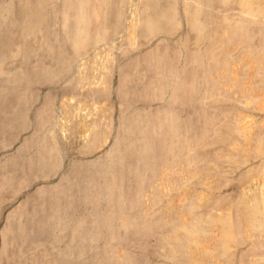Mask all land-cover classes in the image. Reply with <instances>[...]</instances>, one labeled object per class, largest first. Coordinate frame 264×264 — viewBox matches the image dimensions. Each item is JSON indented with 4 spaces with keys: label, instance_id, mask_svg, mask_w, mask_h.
Segmentation results:
<instances>
[{
    "label": "rangeland",
    "instance_id": "374dc122",
    "mask_svg": "<svg viewBox=\"0 0 264 264\" xmlns=\"http://www.w3.org/2000/svg\"><path fill=\"white\" fill-rule=\"evenodd\" d=\"M62 1L45 0L42 2V6L45 3V8L42 7L41 11L28 18L30 21L25 22H29L28 25H23L24 33L23 35L20 34V37L19 32L17 33L16 29V32L14 31V27L8 28L6 24V20L15 15L13 11L14 0H0V29L5 30L7 37V43L4 45L5 50L0 52V93L4 94L2 96H5L3 92L5 90L7 91H5L6 95L9 94V96L13 92L16 93L14 95L11 94L12 97L14 96L12 100L17 99L15 104L13 103L14 105L12 104L10 107L15 106L16 108H14L17 109V112L19 110L20 112L22 111L23 119H25L23 120L25 124L22 123V119V125L21 123L20 125L16 124L13 136H3L0 133V136H2L0 137V264H106V262L107 264H115V262L116 264H134L136 259L141 264V257L146 259L147 264H174L172 260L161 258V256L158 258V256L150 253L153 250L154 253L158 251L156 249L161 241V232L158 230L161 227H157L158 224L156 225V223L160 222L162 227L171 226L174 220L171 217L174 207L179 205L182 211L190 207L186 212L196 209V207L191 208L197 201L194 198H198L203 194L207 195V200L210 198V202L203 206L202 209L199 207L200 210L197 213L200 211L199 213H202L200 215L203 219L205 218L204 220L210 218L208 212L211 215L229 219L228 221L232 228H229L231 226L228 225L229 222L227 220L225 221L227 224L222 227L225 231L227 229V232H232V234H230L231 232L228 234L231 235L230 238L234 239V241L232 243L233 248L231 247L230 252L225 253L227 256H223L224 254L222 255L221 250L220 254L219 242L221 238L223 239L224 236L227 238L229 235L227 233V235H223L225 231L223 232L222 227H220L223 224L216 225L218 227L217 237L214 236L211 241L206 236L205 239L207 245L211 244V246H214L212 252L217 255L216 260L218 259L219 261L214 262V259L208 257V254L200 255L202 261L205 259V264H226L227 259L229 257L232 258L234 254L236 264H244L243 261L246 258L257 251L256 249H260L258 245L263 237L255 233L252 234L248 228L246 229L244 223L248 221V217L246 219L245 216H248L249 207L246 206V208L244 206V200L243 198L241 199V196L255 192L260 193L258 183L260 179L263 181L264 177V168L262 167L264 165V152L260 153L261 150L257 147V144L264 136L262 134L264 130V52L262 51L264 49V33H262L264 21H259V23L256 20L254 21V19L252 21L246 15H242L240 12L241 6H243L242 0H239L240 2H237V0H224L223 6H217L213 10L209 8L210 2H207L209 3V5H206L208 11L211 10L213 13L205 14L207 26L205 24L204 28L206 27V30L214 29L216 34L212 31L214 36H210L209 33L211 31H206L207 36L199 45L200 47L196 48L194 46V48H191L188 42L191 38L190 33H188L190 26L187 25L188 19L185 16L187 7L183 0H176L177 2L174 0L176 3L172 0V3L176 4V8L172 3L170 5L167 2H164L165 6L163 5V7H174L172 8L173 10L171 8L170 10H178L180 27L172 30V33L170 30L168 32L166 30L159 31L152 37L146 38L148 40L138 38L142 40L138 41L136 39L137 44L134 42L135 47H132L134 45L130 41L135 36V33L132 32L135 28L132 22L136 21V16L133 17L137 11H135V7H141L143 4L140 0H119L117 2V4L119 3L118 7H122L117 10L119 11L118 13L114 11L115 15L112 13L113 17L111 16L112 23L116 24L118 20L117 28L115 25L110 28L113 31L116 29V31L105 38L103 37V41H101L102 39L98 40L93 43L96 45L93 46L91 44L86 49L82 48V44L84 47L86 44L84 45L80 41L81 45L79 44L78 46H81L82 49L80 48L81 50L78 51L80 53L76 52L75 54L76 46L73 49L71 43L66 40V33H63L65 32V22L63 20L66 16H64V12L59 10V8L61 9L62 4L60 3ZM88 1L91 3H88ZM100 2L101 0H87L88 24L85 29H89V26H91V30L95 28L96 31L98 30L97 32H100L97 28L100 27L102 29L105 27L102 26L101 20L103 15L106 14H104L103 5ZM261 2L264 8V0ZM137 3H140L139 5L141 6ZM180 6L183 7L180 8ZM230 6L233 8L230 11L231 19L222 21L221 9ZM246 6L248 7V5L243 7ZM100 8L102 11H100ZM122 8L124 9V14ZM118 14L119 16L121 15L120 18ZM115 16L116 22L113 19ZM104 18L106 17L104 16ZM33 20L34 22H32ZM186 20L187 22H185ZM187 26L189 27L187 28ZM76 32L78 33L77 30ZM77 33L76 35H78ZM238 40H240V43ZM78 41L79 39L75 41L76 45ZM227 43H232L233 45H231L234 47L232 48ZM54 45L55 48L53 47ZM79 54L82 55L80 56ZM245 54L248 57L247 60ZM207 56L212 58V62L214 61L213 63L211 62L214 64L212 65V67L214 66L212 71L209 70L211 68V65H208L210 58L207 59ZM52 57H55V61L57 59L56 63L54 59H48ZM253 57H257L258 61H255L256 58ZM235 58H237V62L234 61ZM93 59H96L95 65L98 64L96 66L98 69L94 67ZM49 60L54 61L55 69L52 67L53 61L50 63ZM21 61H24L22 63L25 64L23 65L25 68L21 67ZM46 61L47 64H45ZM108 62L109 65L107 66ZM246 62H249L247 68L245 67L247 65ZM101 63L103 65L99 66ZM50 65L54 71L49 70L51 68L49 67ZM36 67L38 69L35 72ZM45 68L46 73L44 72ZM100 68H102L101 72ZM198 68L201 70L200 79L201 84H203L201 87L203 90H200L201 97L193 95L191 98L189 94L185 98H182L181 95L174 97L171 89L176 87V83L178 84L177 86H180V81L185 83L187 80L184 77L186 76V79H188L189 75L187 73H189L188 71L191 73V70L192 76L190 75L188 79L190 81H187L184 85L188 86V90L193 92L196 86ZM208 70L211 73H208ZM231 70L233 71L232 73H230ZM20 71L22 74H20ZM23 71L25 76H23ZM30 71L34 72L35 75L33 73V76L31 74L28 75ZM38 71L39 73H37ZM206 71L208 79L210 81L212 79L211 82L207 81ZM235 74L236 78H234ZM209 75H212V77L210 78ZM18 77L21 79L18 80ZM98 78L101 79L99 80ZM233 78L235 79V84ZM103 79L105 84L100 82H103ZM88 81L90 82L89 86L87 84ZM252 81L253 83H251ZM96 82L98 85L100 84V88H98L102 90L101 92L99 91L100 94L98 90L95 91L98 92L95 94L96 96L100 95L97 97L91 95L92 89H97L98 85ZM20 84H24V90L21 88L23 85L19 87ZM101 85H103L102 89ZM204 85L205 88H203ZM247 85L248 89L246 88ZM91 86L92 89L90 88ZM243 86L245 87L243 88ZM228 88L229 90L231 88V90L226 93V91H229ZM150 89H153L152 92ZM217 89L218 91H216ZM147 90H150V94ZM247 90L250 93H247ZM103 91H105V95L102 93ZM242 91L244 92L242 93ZM21 92L23 93L21 94ZM206 92H210V96L213 98L216 93L217 97L214 98V101L213 98H210L209 101V99L207 100L209 93ZM221 93L223 94L221 95ZM230 94L231 96L234 95L235 98L233 99ZM240 94L242 95L240 96ZM101 95L103 96L101 97ZM252 95L259 96V99L253 100L250 107H248L250 104L248 102L251 101L249 98ZM2 96L0 95V97ZM7 97H4L5 101ZM174 98L177 100H175V104L179 106L176 107V110H171L172 113H169L175 115L176 119L177 114H180L178 115L179 120L187 126L185 127L184 136L182 135L184 138L181 137L184 141L181 140L179 144L183 146L182 151L186 149V153L182 152L180 154L179 151L181 149L178 148V150H174L175 154L173 150L169 151L173 153L171 156L170 153L162 151L163 147H159L160 150H158L157 146V149L154 147L156 142L151 134L154 131V125L158 121L162 122L161 116L166 112L165 107L170 106ZM200 98L202 101H199ZM226 98L228 99L226 100ZM1 100L4 99L1 98ZM200 102L204 103V105ZM245 103L248 105L246 106ZM45 104L47 105L45 106ZM190 107H192V111ZM10 109L8 108V110ZM178 110L182 111V113H179L180 111ZM17 112L15 111L14 115V112L12 114L10 112V114L15 116ZM10 114L8 113V115ZM96 115L97 117H95ZM46 116L48 117L46 118ZM230 116H232L231 119ZM208 117L210 119L213 118V121H210ZM239 117H242L243 122L241 121L240 124L246 130L243 135L245 137L236 134L232 129L233 124L237 122L236 120ZM99 118L100 120H98ZM229 120L234 122L232 123ZM245 120L248 122H245ZM2 121L0 125L3 124ZM95 121L98 122L94 127L93 123ZM52 122L53 125H51ZM193 123L195 127L196 125L199 126L198 132L191 127ZM53 126L57 130L51 129ZM88 126L90 129L87 128ZM209 126H211V129L212 127L213 129L219 127L213 132L215 136L211 133V138L209 132L213 130L211 131ZM104 130H106V133H104ZM133 130L137 133H134ZM250 130L252 131L249 132ZM98 131L100 132V137L101 134L104 136L103 140L102 137L101 139H96L99 136L96 135ZM218 131L219 133H217ZM89 132L90 135L93 132L91 142ZM234 133L238 137L240 136V139L236 138L237 136L234 137ZM86 135L89 139L86 138ZM192 135L195 136L193 144ZM212 135L214 136L213 138ZM220 135H223L221 139L223 143L222 141L219 142ZM197 136H202V140L206 137L207 139L210 138L211 140H209H213L215 143L212 141V144L211 142L208 145L204 142L200 144L201 137L198 139ZM216 137L219 139H216ZM231 137L237 141L235 146H238L235 149L232 146H228L227 139H231ZM196 139L198 140L196 141ZM250 139H255L254 144ZM88 141L90 142L89 144ZM195 142L196 145L194 144ZM197 145L198 147H196ZM199 145L202 146L199 148ZM189 147H191L190 150ZM198 149H200V153ZM239 152L241 153L239 154ZM231 154L235 157L234 161L230 157ZM173 157L174 159H172ZM163 164L165 165L162 166ZM11 165L15 169H12ZM9 166H11V169ZM167 166L172 168L169 169ZM259 167L263 168L262 173L256 174V177L255 174L252 176L253 173L258 171ZM256 178L257 181L255 180ZM171 183L172 185H170ZM175 184H177V188L178 185L181 186L182 184V189L179 187L178 191ZM172 187L173 189L171 190ZM175 189L177 192L174 191V194L173 190ZM189 196L191 197L189 198ZM192 198L194 202H192ZM233 198L235 199L234 201H232ZM182 200L185 201L182 202L181 207L180 201ZM172 202H175V204H172ZM189 203L190 205H188ZM233 206L236 207L235 211L238 212V216L233 213L234 209L232 212ZM139 208H141L140 212H138ZM170 209L172 210L170 211ZM207 214L208 216L205 217ZM169 215H171V223L168 222L170 219ZM239 216H241L243 223L238 218ZM157 219L158 222H156ZM95 225H97L98 230ZM119 226L121 227L119 228ZM122 227L123 229L119 231ZM43 228H47V230L43 231ZM86 229L88 231L87 239H89L86 240V245L81 239L72 240V242V238H69L71 235L82 234V231ZM247 230L248 232H246ZM2 231L4 236H1ZM70 231H72V234L67 233ZM5 232L10 237L8 240H5L7 237ZM154 232L157 234H153ZM2 237H4L7 244L4 245ZM214 240H217L215 244ZM126 242L128 245H126ZM124 243L125 246H123ZM151 247L153 250H150L152 249ZM71 248L80 249L79 252L81 254L78 253L80 256L73 257L74 259L69 263L62 261V257H68L67 254L73 250ZM3 249L5 250L3 251ZM83 249L87 253L84 252V254ZM211 254L214 255L213 253ZM143 264H145V261ZM257 264H264V262Z\"/></svg>",
    "mask_w": 264,
    "mask_h": 264
},
{
    "label": "bare ground",
    "instance_id": "6f19581e",
    "mask_svg": "<svg viewBox=\"0 0 264 264\" xmlns=\"http://www.w3.org/2000/svg\"><path fill=\"white\" fill-rule=\"evenodd\" d=\"M41 3H40V2ZM45 1V0H44ZM44 1H41V0H14V3H13V11H14V16L13 17H10L9 18V20H6L7 22H6V24H7V26H8V28H13L14 27V31L16 32V30H17V33L19 32V35L20 34H22L23 35V33H24V28H23V25H25V24H27L28 25V23H25V22H27V21H30V19L28 20V18L29 17H31L32 15H34L35 13H37V12H39V11H41L43 8L42 7H44L45 8V3H44V5L42 6V2H44ZM58 1V0H57ZM91 1H93V0H91ZM104 0H101V2H102V5H103V10L105 11L104 12V14H106V15H103V17L105 16L106 18H104L103 19V17H102V26L104 27V28H102V29H100V27H98L97 29H99L100 30V32H97L96 30H95V28H93V30H91L90 28H91V26H89V29H90V31H89V29L87 28V29H85V27L87 26V24H88V21H87V14H88V4H87V0H63L62 1V3H60V4H62V6H61V9L59 8V10L60 11H62V12H64V16H66L65 17V19L63 20L65 23V32H63L64 34H65V37H66V40L68 41V42H70L71 43V45H72V47H73V49L75 48V46H76V50H75V54H76V52L77 53H80V52H78L79 50H81L82 48H87L89 45H91V44H93V43H95V42H97L98 40L100 41L101 39V41H103L104 40V38L105 37H107V35H111L112 34V32H115L116 31V29H115V31H113V29L111 30L110 28L112 27V25L114 26L115 25V27L117 28V23H118V20H117V23L116 24H114V23H112L113 21L111 20V18L113 17V15H115L114 13L115 12H119V11H117V10H120V8L122 7H118L119 6V3L117 4V2H119V0L117 1V0H106V1H104ZM140 1H142L141 3L143 4V6H141V5H139L138 3V5L139 6H141V7H135V11L137 12H135L134 10H133V12H135L134 14H136V15H134L133 17H135V20L136 21H134V22H132V23H134V25H133V27L135 26V28L133 29L134 31H132V26H131V31L132 32H134L135 33V36L133 37V40L132 41H130L129 39V41L130 42H132V44L134 45V46H132V47H135V44H137V41H136V39L138 40V41H140V40H142L143 38V40H145L146 38H150V37H152V35H154V34H156L157 32H159V31H161L162 32V30H166L167 32H168V30H170L171 31V33H172V30H176V29H178L180 26H179V24H180V20H179V13H178V10H174V11H172L173 9L172 8H174V7H170L172 10H170V8L169 7H163V5L165 6V3L164 2H167L168 4H170L171 5V3L174 1H172V0H140ZM176 1V0H175ZM174 1V2H175ZM178 1V0H177ZM176 1V2H177ZM224 0H183V3L186 5V7H187V11H186V13H185V11H184V13H185V16L187 17V19H188V23H187V25H189L190 26V29H188V33H190L189 35L191 36V38L189 39V44L191 45V48H194V46H196V48L203 42V40H204V38L207 36V33H206V31H211V33H209L210 34V36L211 35H213L214 36V34H213V32L212 31H214V33L216 34V30H214V29H208V30H206L205 28H204V26H205V24H206V26H207V20H206V18H205V14H207L208 13V15H209V13H213V11L211 12V10H209L208 11V8L206 7V5H209V3H207V2H210V9L212 8V10L213 9H216L215 7H217V6H223L224 5V2H223ZM226 1H228V0H226ZM226 1H225V3H226ZM232 1H234V0H232ZM239 0H237V2H238ZM241 1V0H240ZM239 1V2H240ZM262 0H242V4H243V6H245V5H248V7L246 6V7H243V6H241L242 7V9H241V14L242 15H246V17L248 16V17H250V19H252V21H253V19H254V21L256 20V21H264V8H263V5H262V2H261ZM10 2V1H9ZM86 2V3H85ZM90 1H88V3H89ZM100 2V3H101ZM115 2H116V4H115ZM175 2V3H176ZM180 2V1H179ZM222 2H223V4H222ZM230 2V1H229ZM228 2V3H229ZM91 3V2H90ZM182 3V4H183ZM240 3V4H241ZM121 4V3H120ZM184 4H183V6H184ZM215 4V5H214ZM227 4V3H226ZM10 5H12V4H10ZM101 5V4H100ZM138 5H136V6H138ZM172 5H174L173 3H172ZM213 5V6H212ZM166 6H167V4H166ZM175 6V8H176V4L174 5ZM183 6H180V8L181 7H183ZM100 7H102V6H100ZM134 8V7H133ZM179 8V9H180ZM101 9V8H100ZM102 9L100 10V11H102ZM123 9V8H122ZM121 9V10H122ZM178 9V8H177ZM186 9V8H185ZM207 9V10H206ZM231 9H233L231 6L230 7H225V8H222L221 10H222V13H221V15H222V18L221 17H219V18H221V20L223 21H228V20H230L231 19V13H230V11H231ZM91 10V9H90ZM181 10V9H180ZM205 10V11H204ZM56 11H57V9H56ZM115 11V12H114ZM176 11V12H175ZM208 11V12H207ZM215 11V10H214ZM175 12V13H174ZM101 13V12H100ZM112 13H113V15H112ZM123 14H124V9H123ZM122 14V15H123ZM215 14V13H214ZM240 14V15H241ZM109 15H110V17H109ZM217 15V14H216ZM220 15V16H221ZM112 16V17H111ZM121 16V15H120ZM120 16H119V14H118V17L120 18ZM117 17V18H118ZM186 17H184V18H186ZM116 18V16L113 18V19H115ZM259 19H262V20H259ZM120 20V19H119ZM134 20V19H133ZM32 22H34V20L32 21ZM115 22H116V19H115ZM185 22H187V20L185 21ZM220 22V21H219ZM96 23V22H95ZM260 23V22H259ZM264 23V22H263ZM186 24V23H185ZM26 25V26H27ZM96 25V24H95ZM132 25V24H131ZM189 26H187V28L189 27ZM97 27V26H96ZM115 27H113V28H115ZM245 28V27H244ZM16 29V30H15ZM111 31H110V30ZM12 30V29H11ZM76 30L78 31V33L76 32ZM96 32H95V31ZM88 31H89V33H88ZM93 31V32H92ZM109 31V32H108ZM118 31V30H117ZM22 32V33H21ZM165 32V31H164ZM166 32V33H167ZM26 33V32H25ZM76 33L78 34V35H76ZM96 33H97V35H96ZM98 33H99V35H98ZM187 33V34H188ZM262 33H264V30L262 31ZM129 34H133V33H129ZM131 37H132V35H130ZM129 36V37H130ZM20 37H21V35H20ZM104 37V38H103ZM111 37V36H110ZM15 38V37H14ZM128 38V37H127ZM138 38H142V39H138ZM233 38H234V36H233ZM79 39V41L77 42V45H76V40H78ZM132 39V38H131ZM146 40H148V39H146ZM15 41V40H14ZM80 41H82L81 43H84V45H85V47L83 46V44H82V48H81V46L79 47L78 45L80 44ZM262 41V40H261ZM18 42V41H17ZM128 42V41H127ZM130 42H128L129 44H130ZM134 42H135V44H134ZM142 42V41H141ZM234 43H235V41H233ZM232 42V43H233ZM238 42L240 43V40H238ZM6 43H7V37H6V34H5V30L4 29H0V52H2V50H5V48H4V45H6ZM9 43V42H8ZM15 43H16V41H15ZM75 45H74V44ZM231 43V44H232ZM237 43V42H236ZM260 43V42H259ZM264 43V42H263ZM187 44V43H186ZM231 44H228L227 43V45H230V46H232ZM262 44V43H261ZM18 45V44H17ZM81 45V44H80ZM94 45H96V44H93V46ZM174 46V45H173ZM176 46V45H175ZM229 46V47H230ZM13 47H14V45H13ZM54 48H55V45L53 46ZM79 47V48H78ZM90 47V46H89ZM172 47V46H171ZM190 47V46H189ZM200 47V46H199ZM213 47V46H212ZM211 47V48H212ZM234 46H232V48H233ZM16 48V47H15ZM81 48V49H80ZM23 49V48H22ZM213 49H215V48H213ZM13 51H15L14 49H12ZM172 50V49H171ZM211 51V50H210ZM252 51V50H251ZM255 51V50H254ZM258 51H259V49H258ZM263 52H264V49L262 50ZM22 52V51H21ZM100 52V51H99ZM105 52V51H104ZM180 52V51H179ZM212 52V51H211ZM81 53H83V52H81ZM155 53V52H154ZM254 53V52H253ZM204 54V53H203ZM206 54V53H205ZM249 54V53H248ZM20 55V54H19ZM80 55V54H79ZM82 55V54H81ZM80 55V56H81ZM156 55V54H155ZM208 55H210V54H208ZM251 55V54H250ZM256 55V54H255ZM259 55V54H258ZM261 55H263V54H261ZM54 56V55H53ZM56 57V56H55ZM55 57L53 58H48V59H54V61H55ZM75 57H77V55H75ZM79 57V56H78ZM243 57V56H242ZM245 57H246V54H245ZM258 57V56H257ZM257 57H253V58H256L255 59V61L257 60L258 61V59H257ZM261 57V56H260ZM96 58V57H95ZM207 59H209L208 58V56L206 57ZM250 58V57H249ZM28 59V58H27ZM236 59L237 58H235V60L234 61H236ZM243 59H244V57H243ZM248 59V57H246V60ZM260 59V58H259ZM262 59V58H261ZM94 60V59H93ZM96 60V59H95ZM95 60H94V65L96 64L95 63ZM144 60V59H143ZM252 60V59H251ZM53 61V60H52ZM51 60H49V62L51 63L52 62ZM54 61L52 62L53 63V66L52 67H54V69H55V67H56V65H55V63L57 62V59H56V61H55V63H54ZM145 61V60H144ZM143 61V62H144ZM183 61V60H182ZM198 61V60H197ZM201 61H202V59H201ZM240 61V60H239ZM239 61H238V64H239ZM253 61V60H252ZM12 62V61H11ZM24 63V61H21V67H23V65H25V64H23ZM48 62V63H49ZM98 62V61H97ZM195 62V61H194ZM212 62V58H210V61H209V64L208 65H211L210 67L208 66V68H210L209 70H211L212 71V68L214 67H212V65H214V64H212L211 63ZM237 62V61H236ZM241 62V61H240ZM244 62H245V59H244ZM263 62H264V60H263ZM7 63V62H6ZM99 63V62H98ZM107 63V62H106ZM177 63V62H176ZM211 63V64H210ZM235 63V62H234ZM242 63V62H241ZM248 63L249 62H246V68L248 67ZM45 64H47V61H46V63ZM140 64V63H139ZM173 64V63H172ZM229 64V63H228ZM244 64V63H243ZM263 64V63H262ZM98 65V64H97ZM97 65H95L94 67H96ZM102 66L103 64L101 63V64H99V66ZM109 65V62H108V64H107V66ZM177 65V64H176ZM205 65V64H204ZM206 65H207V62H206ZM252 65V64H251ZM264 65V64H263ZM5 66H7V65H5ZM5 66H4V69H5ZM41 66V65H40ZM104 66H106L105 64H104ZM141 66V65H140ZM229 66H230V64H229ZM236 66V65H235ZM234 66V67H235ZM238 66V65H237ZM43 68H44V66H42ZM49 67H51V65L49 66ZM52 67L51 68H49V70H53L52 69ZM92 67V66H91ZM261 67V66H260ZM23 68H25V67H23ZM27 68H28V66H27ZM47 68V67H46ZM46 68L44 69V72H45V70H46ZM97 68V67H96ZM103 68V67H102ZM102 68H100V72H101V70H102ZM105 68V67H104ZM200 68V67H199ZM199 68L197 69V77H196V86L194 87V89H193V92H191V90L189 91L188 90V86L186 87L184 84L185 83H187V81H190V80H188L189 79V76L191 75V73H192V70H191V73H190V71H188L189 73H187L189 76L187 77L188 79H186V76L184 77V79L185 80H187V81H185V83H184V81H180V86H177L178 84L176 83V87H174V88H172L171 90H172V92H173V96L175 97L176 95H181L182 96V98H185L186 96L188 97V94L189 95H191V98L193 97V95H197V96H200L201 97V93H200V90L202 89L201 87L203 86V84H201V79H200V77H201V70H199ZM201 68H202V65H201ZM204 68V67H203ZM253 68V67H252ZM259 68V67H258ZM29 69V68H28ZM36 69H38L37 67L35 68V72H36ZM98 69V68H97ZM221 69V68H220ZM222 69H224V68H222ZM9 70V69H8ZM94 70V69H93ZM208 70V73H211V71H209ZM214 70H215V68H214ZM217 70H218V67H217ZM26 71V70H25ZM33 71V70H32ZM41 71V70H40ZM54 71V70H53ZM175 71V70H174ZM205 71V70H204ZM230 71V70H229ZM236 71V70H235ZM249 71V70H248ZM5 72H7V71H5ZM31 72V71H30ZM28 73V75L29 74H31V76H33L32 75V73L34 74V72H31V73ZM91 72V71H90ZM173 72V71H172ZM233 71L231 70V72L230 73H232ZM252 72V71H251ZM23 73H24V71H23ZM37 73H39V71L37 72ZM46 73V72H45ZM95 73H97V72H95ZM171 73V72H170ZM236 73H237V71H236ZM20 74H22V72L20 71ZM19 74V75H20ZM40 74H42V73H40ZM186 74V75H187ZM18 75V76H19ZM26 75H27V71H26ZM35 75V74H34ZM100 75H102V74H100ZM171 75V74H170ZM169 75V76H170ZM206 75H207V81H210V79H208V74H207V71H206ZM214 75V74H213ZM22 76V75H21ZM20 76V77H21ZM23 76H25V73H24V75ZM30 76V77H31ZM94 76L95 77H97L95 74H94ZM93 76V77H94ZM192 76V75H191ZM210 76V75H209ZM217 76H218V73H217ZM231 76H233V75H231ZM235 77L234 78H236L237 76H236V74L234 75ZM250 76V75H249ZM94 77V78H95ZM104 77V76H103ZM212 77V75L210 76V78ZM22 79H23V77H21ZM20 78V79H21ZM26 79H28L27 77H25ZM86 78V77H85ZM89 78H91V77H89ZM150 78V77H149ZM214 78H216V77H214ZM229 78V77H228ZM227 78V79H228ZM233 78V80H234V84H235V79ZM248 78V77H247ZM250 78H252V77H250ZM18 80H20L19 79V77L17 78ZM99 80L101 79V78H98ZM204 79V78H203ZM225 79V78H224ZM230 79H231V77H230ZM230 79H228V80H230ZM25 80V79H24ZM23 80V81H24ZM87 80H88V78H87ZM86 80V81H87ZM93 80V79H92ZM95 80V79H94ZM149 80V79H148ZM169 80V79H168ZM249 80H252V79H249ZM248 80V81H249ZM22 81V80H21ZM90 81H91V79H90ZM95 81H97V80H95ZM104 79H103V82L102 81H100L102 84L104 83ZM155 81V80H154ZM205 81V80H204ZM211 81H212V79H211ZM210 81V82H211ZM220 81V80H219ZM254 81V80H253ZM253 81L251 82V83H253ZM19 82V81H18ZM93 82V81H92ZM92 82H91V84H92ZM122 82V81H121ZM120 82V84L122 85V83ZM222 82V81H221ZM220 82V83H221ZM229 82V81H228ZM247 82V81H246ZM245 82V84H247ZM250 82V81H249ZM20 83V82H19ZM23 83V82H22ZM97 83V82H96ZM98 83H99V81H98ZM98 83H97V85H98ZM124 83V82H123ZM204 83V82H203ZM219 83V84H220ZM24 84H25V82H24ZM24 84H20V86L19 87H21V85H23L21 88H25V86H24ZM88 86H89V84H90V82L88 81ZM105 84V83H104ZM208 84H210V83H208ZM229 84V83H228ZM255 84V83H254ZM124 85V84H123ZM251 85V84H250ZM250 85H249V87H250ZM93 86V85H92ZM92 86L90 87L91 89H92ZM125 86V85H124ZM162 86V85H161ZM185 86V87H184ZM210 86H211V84H210ZM209 86V87H210ZM242 86V85H241ZM96 87V86H95ZM100 88V84L97 86V89L96 88H93L92 89V94L91 95H95L96 93H98L99 91L101 92L102 90H100L99 88ZM102 87H103V85H101V89H102ZM216 87V86H215ZM230 87H231V85H230ZM245 86H243V88H244ZM254 87V86H253ZM252 87V88H253ZM6 88V87H5ZM10 88V87H9ZM20 88V89H21ZM24 88H23V90H24ZM89 88V87H88ZM105 88V87H104ZM103 88V89H104ZM134 88V87H133ZM203 88H205V85H204V87ZM207 88H208V86H207ZM233 88H235V86H233ZM247 89H248V85H247V87H246ZM121 89H123V88H121ZM139 89V88H138ZM141 89V88H140ZM143 89V88H142ZM154 89V88H153ZM153 89H150L151 90V92H152V90ZM98 90V92H95V91H97ZM150 90H147L148 92H149V94H150ZM161 90V89H160ZM203 90V89H202ZM210 90V89H209ZM212 91H213V89H211ZM228 90H229V88H228ZM230 90H231V88H230ZM230 90L229 91H226V93H228V92H230ZM234 90V89H233ZM237 90V89H236ZM243 90V89H242ZM250 90H251V88H250ZM6 91V90H5ZM5 91H3L4 93H5V96H2V95H4V94H2V92L0 93V95L2 96V97H0V119L1 120H3L2 121V123L3 124H1L0 125V133L3 135V136H8V137H10V136H13L14 135V131L16 130L15 129V126H16V124H19L20 125V123H21V119H22V123H24L23 122V120H25V119H23V116H22V111L20 112V110L17 112V109H15L16 107L15 106H13L12 108L10 107L13 103L15 104V102H16V99H14V100H12L13 98H14V96L12 97V95H14V94H16L15 92H13V94L11 95L10 94V96H11V98H9L10 96H9V94L8 95H6L7 93V91L5 92ZM21 91H22V89H21ZM89 91V90H88ZM123 91V90H122ZM216 91H218V89L216 90ZM220 91H222V89H220ZM238 91H241V90H238ZM244 91H246V90H244ZM244 91H242V93L244 92ZM263 91H264V89H263ZM24 92V91H23ZM23 92H21V94L23 93ZM90 92H91V90H90ZM100 92H99V94H100ZM249 91L247 90V93H248ZM256 92V91H255ZM102 93H104V95H105V91H103ZM101 93V94H102ZM107 93V92H106ZM191 93H193V94H191ZM203 93V92H202ZM206 93H209V95H208V98H207V100L209 99V101H210V98H213L212 96H210V92H206ZM250 93V92H249ZM264 93V92H263ZM18 94V93H17ZM20 94V95H21ZM90 94V93H89ZM223 93H221V95H222ZM245 94V93H244ZM243 94V95H244ZM171 95V94H170ZM206 96H207V94H205ZM212 95V94H211ZM242 94H240V96H241ZM254 95H255V93H254ZM7 96H9V97H7ZM96 96V95H95ZM97 96H100V95H97ZM96 96V97H97ZM103 95H101V97H102ZM210 96V97H209ZM230 96H231V94H230ZM246 96H248V95H246ZM4 97H7L6 98V101H5V98ZM15 97H16V95H15ZM217 97V95H216V93H215V96H214V98H216ZM226 97V96H225ZM233 99L235 98V96L233 95V96H231ZM251 98H249L251 101H249L248 103H250L249 104V106L248 107H250V105L252 104L251 102H253V100H257V98L259 97V96H250ZM261 97V96H260ZM1 98L2 99H4V100H1ZM181 98V99H182ZM214 98H213V101H214ZM237 99H238V97H236ZM264 98V97H263ZM94 99V98H93ZM228 98H226V100H227ZM229 99H231V98H229ZM259 99V98H258ZM175 100H176V98H174L172 101H171V104H170V106L168 105V106H166L165 107V109H166V112L164 113V114H162V116H161V120H162V122H157V124L156 125H154V127H153V133L151 134V136L153 135V138L155 139V144L156 145H154V147H158V150H160V148L159 147H163V152L165 153H170L169 151L171 150H173V153L175 154V152H174V150L175 149H177L178 150V148H180L181 150L179 151V153L181 154L182 152H184V153H186V147L184 148L185 150H183L182 151V144L181 145H179L180 143H181V140H183V139H181V137H182V135L184 136V134H185V127H187L183 122H181V120H179V118H178V115H180V114H177V119H176V116L175 115H173V114H170L169 112H171V110H176V107H178L179 105L177 104H175ZM236 100V99H235ZM239 100V99H238ZM14 101V102H13ZM177 101V100H176ZM199 101H202L201 100V98L199 99ZM213 101H211V102H213ZM215 101H216V99H215ZM246 101H247V98H246ZM260 101V100H259ZM18 102V101H17ZM22 102V101H21ZM179 102H181V101H179ZM178 102V103H179ZM204 102V101H203ZM205 102L207 103V101L205 100ZM185 103V102H184ZM184 103H182V104H184ZM200 103H202V102H200ZM199 103V104H200ZM205 103V104H206ZM247 103V102H246ZM245 103V104H246ZM261 103V102H260ZM13 104V105H14ZM182 104H181V106H182ZM199 104H198V106H199ZM255 104V103H254ZM258 104V103H257ZM256 104V105H257ZM21 105H23V104H21ZM47 104H45V106H46ZM202 105H204V103H202ZM210 105H211V103H210ZM248 104H246V106H247ZM261 105H263V104H261ZM258 106V105H257ZM15 107V108H14ZM247 107V108H248ZM8 108L10 109V110H12V111H10V110H8ZM191 108L192 107H190V110H191ZM196 108H197V105H196ZM15 109V110H14ZM189 110V111H190ZM207 110V109H206ZM15 111L17 112V114L15 115V116H13L14 114H15ZM178 111H180V110H178ZM192 111V110H191ZM200 111V110H199ZM208 111H209V109H208ZM208 111H206V112H208ZM10 112H11V114L13 113V115H11L10 114ZM195 112V111H194ZM203 112V111H202ZM8 113L10 114V115H8ZM41 113V112H40ZM172 113V112H171ZM175 113V112H174ZM178 113V112H177ZM179 113H182V111H180ZM197 113V112H196ZM195 113V114H196ZM42 114V113H41ZM194 114V115H195ZM199 114H200V112H199ZM201 115H202V113H201ZM210 115V114H209ZM209 115H207V116H209ZM240 115V114H239ZM22 116V117H21ZM197 116V115H196ZM200 116V115H199ZM203 116H204V113H203ZM241 116V115H240ZM44 117V116H43ZM42 117V118H43ZM48 116H46V118H47ZM95 117H97V115L95 116ZM94 117V118H95ZM135 117V116H134ZM211 117V116H210ZM210 117H208L209 119H210ZM237 117V116H236ZM245 117V116H244ZM232 118V116H230V119ZM213 119V118H212ZM212 119H210V121H213ZM235 119V118H234ZM1 120H0V123H1ZM85 120H87V119H85ZM98 120H100V118L98 119ZM201 120V119H200ZM48 121H50V120H48ZM192 121V120H191ZM193 121H194V119H193ZM229 121H231L232 123L234 122V121H232V120H229ZM237 122L236 123H234L233 124V126H232V129H233V131H235L236 132V134H238V135H242V137H245V136H243L245 133H246V130H245V128L240 124V122L242 121V117L240 118H238L237 120H236ZM85 122H87V123H89L88 121H85ZM97 122L98 121H95L94 123H93V126L95 127V125L97 124ZM195 122V121H194ZM198 122V121H197ZM243 122V121H242ZM245 122H248V121H246L245 120ZM22 123H21V125H22ZM55 123V122H54ZM169 123V124H168ZM201 123V122H200ZM215 123V122H214ZM25 124V123H24ZM92 124V123H91ZM91 124H86V125H91ZM191 124V123H190ZM202 124V123H201ZM206 124V123H205ZM210 124V123H209ZM51 125H53V122H52V124ZM57 125V124H56ZM56 125H55V127H56ZM188 125V124H187ZM214 125V124H213ZM244 125V124H243ZM202 126H203V124H202ZM212 126V125H211ZM211 126H209V128H210V130L212 131V132H209L210 133V138H211V133H213L214 132V130H216V129H218L217 127L215 128V129H213V127H212V129H211ZM249 126H250V124H249ZM249 126H248V128H249ZM251 126H253L252 124H251ZM54 126H53V128H51V129H54V131L55 130H57L56 128H55ZM59 127V126H58ZM192 128H194V129H196V131L198 132V127L199 126H197L196 125V127H195V124L193 123L192 124V126H191ZM207 127H208V125H207ZM261 127H263V126H261ZM87 128H89L90 129V127L88 126ZM200 128H202V127H200ZM253 128V127H252ZM188 129V128H187ZM194 129H192V131H194ZM227 129H228V127H227ZM231 129V130H232ZM85 130V129H84ZM100 130V129H99ZM152 130V129H151ZM225 130V129H224ZM51 131V130H50ZM106 130H104V133H106L105 132ZM207 131V130H206ZM227 131V130H226ZM252 130H250L249 132H251ZM53 132V131H52ZM133 132H134V130H133ZM51 133V132H50ZM92 133L93 132H91V135H92ZM98 134H96L98 137L96 138V139H101V137H102V140H103V137L104 136H102V134H101V137H100V132L98 131L97 132ZM102 133H103V131H102ZM134 133H137L136 131L134 132ZM188 133V132H187ZM196 133V132H195ZM217 133H219V131L217 132ZM221 133V132H220ZM231 133H232V131H231ZM53 134V133H52ZM215 133H213V135H214ZM235 134V133H234ZM234 135V137L235 136H237V135ZM262 134H264V130H263V133ZM89 135H90V132H89ZM91 135H90V142L92 141V138H91ZM96 135H94V137H96ZM105 135V134H104ZM188 135V134H187ZM197 135H198V133H197ZM212 135V138L215 136H213ZM192 136H193V138H192ZM191 136V140H192V144H193V140H194V135H192ZM0 137H2V136H0ZM93 137V138H94ZM201 137V138H200ZM200 137H198L197 136V138L199 139H201L202 140V136H200ZM222 137H223V135L221 136L220 135V140H219V142L220 141H222L221 139H222ZM229 137V136H228ZM240 137V136H239ZM238 136L236 137V138H239ZM258 137V136H257ZM257 137H256V139H257ZM86 138L87 139H89V137L86 135ZM182 138H184V137H182ZM210 138H208L207 139V137L205 138V139H203L202 141L200 140L199 142H200V144L202 143V142H204L206 145H208L210 142H211V144L214 142L213 140V142L212 141H210L211 139ZM218 137H216V139H217ZM218 138V139H219ZM226 138V137H225ZM250 138V137H249ZM254 138H255V136H254ZM87 139H86V142H87ZM153 139V140H154ZM198 139H196V141L198 140ZM210 139V140H209ZM240 139V138H239ZM186 140V139H185ZM205 140H206V142H205ZM214 140H215V138H214ZM245 140V139H244ZM251 141H252V143L254 142V140H252V139H250ZM101 141V140H100ZM179 141V143H177ZM184 141V140H183ZM195 141V140H194ZM225 141V140H224ZM85 142V141H84ZM89 141H88V144L90 143ZM218 142V141H217ZM236 140H233L232 139V137H231V139H227V143H228V146L230 147V146H232V148L233 149H235V147H237V146H235L236 145ZM188 143V142H187ZM186 143V144H187ZM215 143V142H214ZM222 143H223V141H222ZM225 143V142H224ZM160 144V145H159ZM179 146H178V145ZM184 144V143H183ZM191 144V143H190ZM195 145H196V142L194 143ZM199 144V143H198ZM203 144V143H202ZM217 144V143H216ZM219 144V143H218ZM254 144V143H253ZM159 145V146H158ZM189 145V144H188ZM194 145V146H195ZM255 145H256V143H255ZM178 146V147H177ZM186 146V145H185ZM191 146V145H190ZM202 145H199V148L201 147ZM211 146V145H210ZM209 146V147H210ZM240 146V145H239ZM254 146V145H253ZM152 147H153V145H152ZM157 147H156V149H157ZM193 147V146H192ZM196 147H198V145L196 146ZM247 147V146H246ZM257 147L261 150V152L260 153H263L264 152V136H263V138H262V140L259 142V144H257ZM190 148L191 147H189V150H190ZM194 148V147H193ZM192 148V149H193ZM206 148H207V146H206ZM164 149H165V151H164ZM188 149V148H187ZM229 149H231V148H229ZM232 149V150H233ZM247 149H248V147H247ZM199 150V153H200V149H198ZM207 150V149H206ZM238 150V149H237ZM235 151V150H234ZM240 151V150H239ZM156 152V151H155ZM198 152V151H197ZM237 152V151H236ZM242 152V151H241ZM241 152H239V154L241 153ZM257 152V151H256ZM160 153V152H159ZM163 153V154H164ZM173 153H170V155L172 156V154ZM207 153V152H206ZM245 153V152H244ZM259 153V154H260ZM214 155H216V154H214ZM237 155V154H236ZM257 155V154H256ZM171 156H170V158H171ZM181 156V155H180ZM182 156H183V154H182ZM261 156V155H260ZM230 157H232V161H234L233 159L235 158L232 154H231V156ZM184 158V157H183ZM165 159V158H164ZM172 159H174V157L172 158ZM178 159V158H177ZM177 159H175V160H177ZM178 161V160H177ZM230 161H231V159H230ZM167 162V161H166ZM175 162V161H174ZM264 162V161H263ZM172 163H173V160H172ZM168 164H169V162H168ZM208 164V163H207ZM161 165V164H160ZM165 164H163L162 166H164ZM12 166V165H11ZM11 166H9V168L11 167ZM171 166H172V164H171ZM173 166H174V163H173ZM169 169L170 168H172V167H170V166H167ZM263 168H264V165L262 166ZM262 167H259L258 168V171L256 172V173H253V175L252 176H254V174H255V177H256V174H260V173H262V171H263V168ZM11 169V168H10ZM12 169H15V167H13L12 166ZM185 170V169H184ZM257 170V169H256ZM264 176V175H263ZM249 180V179H248ZM256 181H257V178L255 179ZM170 185H172V183L170 184ZM257 185V184H256ZM175 186H176V189L179 191V187H181L182 186V184H181V186H179L178 185V188H177V184H175ZM249 187H250V185H249ZM258 187H259V191H260V193H253V194H245V195H242L241 196V199L243 198V200H244V206L246 207V206H248L249 207V211H248V216H245V218L247 219V217H248V221H247V223L245 222L244 224H245V227H246V229L248 228V230L250 231V232H252V234H256V235H259V236H263L262 237V239H260V244L258 245L259 247H260V249H261V251H260V249H256L257 251H255V252H253L251 255H250V257H248V258H246V260H245V258H244V260L245 261H243L244 262V264H257V263H259V262H264V177H263V181L260 179L259 180V183H258ZM173 189V187L171 188V190ZM173 190V193H174V191L175 192H177V190ZM181 189H182V187H181ZM169 190V189H168ZM171 192V191H170ZM175 194V193H174ZM181 195V194H180ZM183 196V195H182ZM209 196V195H208ZM187 197V196H186ZM191 196H189V198H190ZM247 197V199H245ZM212 198V197H211ZM184 199H185V197H184ZM188 199V198H187ZM187 199H186V202H187ZM195 200L197 199V201L194 203V205H193V207H191V208H195L196 207V209H192V210H190L189 212H186L188 209H190V207L188 208V206H187V210L185 209V211H182V210H180V207H179V205H176V207H174L175 209L174 210H172V209H170V211L172 210V212H173V214H171V215H169V218H170V216L171 217H173L174 218V220H173V223L171 224V226H161L160 225V222L159 223H156V225H157V227H161V229H158L160 232H161V241H160V244H158V246L159 247H157V249L156 250H158L157 252H155L154 253V250H153V248H154V246L153 245H151V246H153V248L152 249H150V250H153V252H150L149 251V249H148V251L152 254V255H156V256H158V258L161 256V258L163 257L164 259H169V260H172L173 261V263L174 264H205V262H204V260L205 259H203V261H202V258L200 257V255H204V254H208L209 256L208 257H210V258H212V259H214V262L215 261H217L216 260V258H217V255L214 253V252H212V250L214 249V246H211V244L210 245H207V242H206V239H205V236L206 237H208V238H210V241L212 240V238L214 237V236H216L217 237V230H218V227H216V225H218V224H223V225H221L220 227H222V226H224V224H227V222H225L226 220L228 221L229 219H225L224 217V219L222 218V217H218V216H214V215H211V213H209L208 212V214H210V218L209 219H206V220H204L203 219V217L200 215V214H202V213H197V211L198 210H200L199 209V207H201V209H202V207L203 206H205L208 202H210V198L207 200V195L206 194H203V195H201L200 197H198V198H194ZM189 200V199H188ZM235 199L233 198V200L232 201H234ZM176 201V200H175ZM178 201V200H177ZM185 201V200H184ZM183 200L182 201H180L181 203H180V206L182 207V202H184ZM240 201V200H239ZM242 201V200H241ZM179 202V201H178ZM185 202V203H186ZM192 202H194V200H193V198H192ZM236 202V201H235ZM177 203V202H176ZM77 204V203H76ZM142 204V203H141ZM140 204V205H141ZM172 204H175V202H172ZM171 204V205H172ZM226 204V203H225ZM231 204V203H230ZM237 204V203H236ZM240 204V203H239ZM245 204H247V205H245ZM111 205V204H110ZM143 205V204H142ZM141 205V206H142ZM183 205H184V203H183ZM188 205H190V203L188 204ZM223 205H224V203H223ZM234 205V204H233ZM85 206V205H84ZM173 206H175V205H173ZM186 206V205H185ZM185 206H184V208H185ZM191 206H192V203H191ZM227 206H229V205H227ZM235 206V205H234ZM233 206V208H232V212H233V209H234V212L233 213H236L235 215L236 216H238V212L237 211H235L236 210V207H234ZM136 207V206H135ZM137 207H139V205H137ZM171 207V206H170ZM169 208V207H168ZM247 208V207H246ZM125 209V208H124ZM128 209V208H127ZM141 208H139L138 209V212H140L139 210H140ZM126 210V209H125ZM133 210H136V209H133ZM132 210V211H133ZM248 210V209H247ZM121 211H122V209H121ZM124 211V210H123ZM146 211H147V209H146ZM149 212V211H148ZM127 213V212H126ZM114 214H115V212H114ZM123 214V213H122ZM165 214V213H164ZM208 214L205 216V217H207L208 216ZM129 216H130V214H128ZM147 215V214H146ZM167 215V214H166ZM174 215V216H173ZM124 216V215H123ZM132 216H133V214H132ZM157 216V215H156ZM162 216V215H161ZM159 217V216H158ZM168 217V216H167ZM235 217V216H234ZM78 218V217H77ZM129 218V217H128ZM136 218V217H135ZM159 218H161V217H159ZM238 218H240L241 219V222L243 223V221H242V218H241V216H239ZM130 219H131V217H130ZM156 219V218H155ZM162 219V218H161ZM111 220V219H110ZM119 220V219H118ZM128 220V219H127ZM170 220H171V218L168 220V222L169 223H171L170 222ZM245 220V219H244ZM77 221V220H76ZM84 221H85V219H84ZM123 221V220H122ZM131 221V220H130ZM88 222V221H87ZM86 222V223H87ZM92 222V221H91ZM125 222H126V219H125ZM124 222V223H125ZM156 222H158V219H157V221ZM229 222V221H228ZM83 223H85V222H83ZM96 223V222H95ZM133 223H135V222H133ZM144 223H146V222H144ZM164 223H165V220H164ZM169 223H167V224H169ZM204 223V224H203ZM100 224V223H99ZM126 224V223H125ZM132 224V223H131ZM243 224V225H244ZM83 225V224H82ZM93 225V224H92ZM128 225V224H127ZM160 225V226H159ZM229 226H231V227H229V228H232V225H230V222H229V224H228ZM88 226H90V225H88ZM97 225H95V227H96ZM132 226V225H131ZM219 226V225H218ZM12 227V226H11ZM102 227V226H101ZM117 227V226H116ZM121 226H119V228H120ZM133 227V226H132ZM227 228H228V226H226ZM109 228V227H108ZM228 228V229H229ZM47 230V228H43V231L44 230ZM70 229V228H69ZM82 229V228H81ZM93 229V228H92ZM96 229H97V227H96ZM105 229V228H104ZM103 229V230H104ZM110 229V228H109ZM123 229V227L119 230V231H121ZM129 229H131V228H129ZM220 229V228H219ZM71 230V229H70ZM98 230V229H97ZM96 230V231H97ZM112 230H113V228H112ZM222 230H223V232L225 231L224 229H223V227H222ZM231 230V229H230ZM238 230V229H237ZM248 230L246 231V232H248ZM42 231V232H43ZM110 231H111V229H110ZM133 231H134V228H133ZM133 231H131V232H133ZM153 231H154V229H153ZM157 231V230H156ZM159 231H158V234H159ZM241 231V230H240ZM245 231V230H244ZM108 232V231H107ZM112 232V231H111ZM114 232H116V231H114ZM124 232V231H123ZM216 232V233H215ZM231 232V231H230ZM230 232H227V229H226V231H225V233H223V235H225L226 233L228 234V233H230ZM242 232V231H241ZM249 232V234H251ZM49 233V232H48ZM68 234H72V231H70V232H67ZM101 233H102V231H101ZM119 233V232H118ZM117 233V234H118ZM156 232H154L153 234H155ZM5 234H6V236H7V233L5 232ZM130 234V233H129ZM150 234V233H149ZM152 234V235H153ZM157 234V233H156ZM226 234V235H227ZM230 234H232V232L230 233ZM230 234H228L229 235V237H225L224 236V238L222 239L221 238V241L219 242V248H221V249H219V253L221 254V252H222V255L223 256H227V255H225V253H228V252H230V250H231V247L233 248V241H234V239H231L230 238ZM42 235H44L43 233H42ZM41 235V236H42ZM79 235H80V238H79ZM79 235H75V236H72L71 235V237L69 236V238L71 239V241L72 240H76V239H81L82 241H84V244L86 245V240H89V239H87V237H88V231H87V229L85 230V231H82V234H79ZM90 235V234H89ZM96 235H97V233H96ZM102 235V234H101ZM100 235V236H101ZM119 235V234H118ZM144 235V234H143ZM147 235V234H146ZM151 235V236H152ZM1 236H4V232L2 231V235ZM40 236V237H41ZM103 236V235H102ZM115 236H117V235H115ZM130 236H131V234H130ZM130 236H128V237H130ZM136 236H137V234H136ZM8 237V238H7ZM6 237V239L5 240H8L10 237L9 236H7ZM44 237V236H43ZM64 237V236H63ZM62 237V238H63ZM91 237V236H90ZM89 237V238H90ZM122 237V236H121ZM141 237V236H140ZM143 237V236H142ZM146 237V236H145ZM248 237V236H247ZM246 237V238H247ZM42 238V237H41ZM40 238V239H41ZM68 238V239H69ZM126 238V237H125ZM160 238V237H159ZM2 239H3V241H4V245L5 244H7V242L5 243V240H4V237H2ZM37 239H38V237H37ZM132 239V238H131ZM214 239V238H213ZM96 240H98V239H96ZM109 240V239H108ZM119 240V239H118ZM138 240V239H137ZM144 240V239H143ZM104 241V240H103ZM123 241V240H122ZM152 241V240H151ZM217 240H214L213 242H214V244H215V242H216ZM219 241V240H218ZM259 241V240H258ZM70 242V241H69ZM73 242V241H72ZM81 242V241H80ZM105 242V241H104ZM106 242H108L107 240H106ZM110 242H111V240H110ZM119 242V241H118ZM137 242V241H136ZM205 242H206V244H205ZM96 243H97V241H96ZM129 243H130V241H129ZM148 243V242H147ZM258 243V242H257ZM257 243H255L256 245H257ZM140 244H142L141 242H140ZM209 244V243H208ZM254 244V245H255ZM1 245H2V243H1ZM68 245V244H67ZM81 245V244H80ZM92 245H94V244H92ZM91 245V246H92ZM97 245V244H96ZM102 245V244H101ZM126 245H128L127 244V242H126ZM148 245H150V244H148ZM155 245V244H154ZM77 246V245H76ZM123 246H125V243H124V245ZM210 246V247H209ZM3 247V246H2ZM5 247V246H4ZM133 247H134V245H133ZM258 247V248H259ZM262 247V248H261ZM119 248V247H118ZM146 248V247H145ZM150 248V247H149ZM255 248H257V247H255ZM7 249V248H6ZM71 249H73V248H71ZM87 249H88V247H87ZM110 249V248H109ZM5 249H3V251H4ZM80 250V249H79ZM79 250H78V248H77V250L76 249H73V250H71L68 254H67V256L68 257H62V261L64 260V262L66 261V262H71L76 256H80L79 254H81V252H79ZM89 250H90V248H89ZM143 250V249H142ZM220 250H221V252H220ZM255 250V249H254ZM0 251H1V248H0ZM147 251V252H148ZM57 252V251H56ZM84 252H86V250H84L83 249V253ZM90 252V251H89ZM89 252H88V254H89ZM115 252V251H114ZM113 252V253H114ZM119 252H121V251H119ZM3 253V252H2ZM79 253V254H78ZM87 253V252H86ZM99 253H100V249H99ZM98 253V254H99ZM112 253V254H113ZM150 253H148V254H150ZM211 253H213L214 255H212ZM218 253V254H219ZM4 254V253H3ZM3 254H2V256H3ZM73 254V255H72ZM85 254V253H84ZM83 254V255H84ZM123 254V253H122ZM100 255V254H99ZM119 255H120V253H119ZM221 255V256H222ZM59 256V255H58ZM122 256V255H121ZM219 256V255H218ZM220 256V257H221ZM74 257V258H73ZM124 257V256H123ZM145 257V256H144ZM207 257V258H208ZM125 258V257H124ZM127 258V257H126ZM205 258V257H204ZM52 259V258H51ZM56 259H57V257H56ZM123 259V258H122ZM124 260V259H123ZM131 260V259H130ZM139 260V259H138ZM141 264H143V262L145 261V264H147V262H146V259L145 258H143V257H141ZM56 261V260H55ZM120 261H121V259H120ZM129 261V260H128ZM148 261V260H147ZM210 261V260H209ZM219 261V260H218ZM73 262H75V261H73ZM125 262V261H124ZM131 262V261H130ZM134 262V261H133ZM132 262V263H133ZM211 262V261H210ZM209 262V263H210ZM140 263V261L138 262L137 261V259L135 260V262H134V264H139ZM149 263V262H148ZM171 263V262H170ZM208 263V262H207ZM62 264V263H61ZM106 264H107V262H106ZM109 264V263H108ZM115 264H116V262H115ZM130 264V263H129ZM166 264V263H165ZM214 264V263H213ZM226 264H236V259H235V257H234V254H233V257L232 258H228L227 259V261H226Z\"/></svg>",
    "mask_w": 264,
    "mask_h": 264
}]
</instances>
